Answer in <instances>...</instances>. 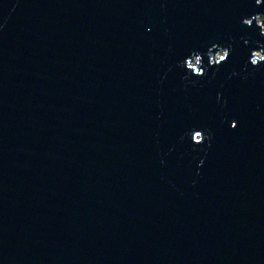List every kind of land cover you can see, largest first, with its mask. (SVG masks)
Segmentation results:
<instances>
[{"label": "water", "instance_id": "water-1", "mask_svg": "<svg viewBox=\"0 0 264 264\" xmlns=\"http://www.w3.org/2000/svg\"><path fill=\"white\" fill-rule=\"evenodd\" d=\"M258 12L0 0V264H264ZM213 43L229 58L189 83Z\"/></svg>", "mask_w": 264, "mask_h": 264}, {"label": "clouds", "instance_id": "clouds-1", "mask_svg": "<svg viewBox=\"0 0 264 264\" xmlns=\"http://www.w3.org/2000/svg\"><path fill=\"white\" fill-rule=\"evenodd\" d=\"M255 3L259 6L262 3H264V0H255ZM264 14V12H258L254 16L245 17L243 19V23L247 26H252L253 22H255V25L259 29V35L264 36V20H262L260 17ZM245 43L247 44L248 41L245 40ZM257 46L252 48L251 54L248 58L247 63L252 66L253 69L259 68L262 65H264V56L260 58H256V53L258 52H264V42L262 41H256ZM223 53V54H221ZM231 53V46H225L221 45L219 43H213L206 53L201 52L198 49H193L188 56H186L184 59L178 61V66L183 68L185 70V77L184 79L188 81L189 83L195 84L198 81L193 80L192 77H204L208 74V71L210 68H214L216 71L219 70V66L222 65L227 61ZM208 56V64H204V55ZM215 75V73H213ZM236 126V122H232V127ZM196 132L202 133L201 139L199 141H194L193 137L192 140L195 143H203L205 139H210V137H206V134L204 130H194ZM193 131V132H194ZM193 134V133H192ZM202 163V161H201Z\"/></svg>", "mask_w": 264, "mask_h": 264}, {"label": "trees", "instance_id": "trees-1", "mask_svg": "<svg viewBox=\"0 0 264 264\" xmlns=\"http://www.w3.org/2000/svg\"><path fill=\"white\" fill-rule=\"evenodd\" d=\"M260 18H261L262 20H264V14H262Z\"/></svg>", "mask_w": 264, "mask_h": 264}]
</instances>
